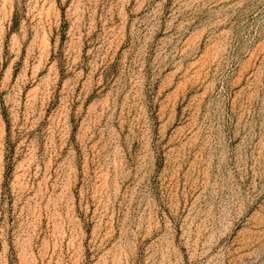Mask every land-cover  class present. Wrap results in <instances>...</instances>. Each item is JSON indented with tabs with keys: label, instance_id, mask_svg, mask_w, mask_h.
<instances>
[{
	"label": "rangeland",
	"instance_id": "obj_1",
	"mask_svg": "<svg viewBox=\"0 0 264 264\" xmlns=\"http://www.w3.org/2000/svg\"><path fill=\"white\" fill-rule=\"evenodd\" d=\"M0 264H264V0H0Z\"/></svg>",
	"mask_w": 264,
	"mask_h": 264
}]
</instances>
